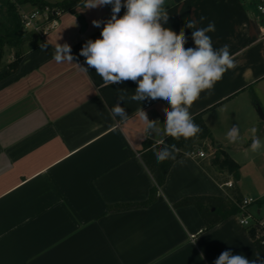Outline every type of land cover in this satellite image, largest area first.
<instances>
[{
    "label": "crops",
    "instance_id": "1",
    "mask_svg": "<svg viewBox=\"0 0 264 264\" xmlns=\"http://www.w3.org/2000/svg\"><path fill=\"white\" fill-rule=\"evenodd\" d=\"M83 2L61 13L47 34H33L17 70L0 78V264H213L225 250L254 259L260 252L239 214L207 227L194 205H175L189 195L231 199L225 182L233 179L226 172L213 174L209 150L208 157L185 152L177 158L151 204L115 209L149 197L155 180L141 155L145 142L160 144L167 137L169 105L162 99L132 101L134 82L106 86L94 68L84 73L76 66L88 67L79 52L87 40L100 37L111 16L110 5L85 9ZM259 5L264 0H166L164 25L177 33L183 29L186 47H194L186 22L196 20L197 28L214 22V48L230 46L237 67L210 94L202 93L190 113H201L210 129L213 141H204L207 146L225 148L239 165L247 162L257 171L264 150L249 148L251 128L264 140V119L255 107L259 103L264 113ZM56 43L69 44L78 59L56 63ZM116 104L127 112L126 120L112 118ZM141 108L157 121V130L148 129ZM237 124L240 139L229 143L226 133ZM241 183L239 178L242 198H254L256 205L248 212L260 220L264 194Z\"/></svg>",
    "mask_w": 264,
    "mask_h": 264
},
{
    "label": "clouds",
    "instance_id": "2",
    "mask_svg": "<svg viewBox=\"0 0 264 264\" xmlns=\"http://www.w3.org/2000/svg\"><path fill=\"white\" fill-rule=\"evenodd\" d=\"M166 0H84L85 9L111 6L110 18L103 22L100 37L87 40L79 56L85 58L84 67L76 66L84 73L94 68L103 84H122L134 82L137 87L130 100L162 99L169 105L163 133L175 140H188L196 137L202 129L193 122L190 113L192 105L202 93H211L215 84L229 70L237 67L230 46L225 44L214 48L209 33L216 31L215 23L197 28V21L186 22V27L193 29L194 47H186V34L183 29L177 33L170 27ZM125 9L121 16V10ZM206 17L201 16L199 22ZM93 26L100 28L101 21H93ZM41 51L46 45L41 44ZM53 59L56 63H69L76 59L69 44L56 43ZM123 100L124 97H119ZM113 119L128 118L123 107L116 104L111 109ZM140 117L147 122L150 131L157 130V121H150L141 108ZM253 153L264 150V140L257 135V128L250 129ZM229 143L240 139L239 125H232L226 133ZM175 145L160 148L154 152L158 164L175 159ZM213 264H264V257L256 254L248 259L243 254H234L231 250L223 251Z\"/></svg>",
    "mask_w": 264,
    "mask_h": 264
},
{
    "label": "trees",
    "instance_id": "3",
    "mask_svg": "<svg viewBox=\"0 0 264 264\" xmlns=\"http://www.w3.org/2000/svg\"><path fill=\"white\" fill-rule=\"evenodd\" d=\"M27 3L40 9L45 7H55L60 9L61 13L73 10L80 4L78 0H61L54 3L47 0H0V63L2 62L5 50L7 48L14 49V60L9 63L11 68L2 72L0 78L15 72L25 53V50L22 49V45L27 38L19 15V5ZM193 122L202 129V132L196 137L188 140L183 138L175 140L172 137L167 136L160 144H156L152 141L145 142V150L141 156L143 162L154 177L155 185L151 188L149 197L145 201L118 205L115 209H128L151 204L156 199L159 187L164 183L170 166L177 158L187 152L186 148H188V152H191L193 151L194 146L202 145L206 140L213 141L212 133L205 124L201 113L193 116ZM172 145H175L177 149L175 159L158 164L154 152L160 148L170 147ZM210 166L215 171L226 172L232 177L233 185L231 186V199L209 195H189L181 198L175 204L176 206L194 205L204 219L207 227L213 226L232 214L241 213L242 209L240 208V205L243 200L236 185V182L240 178V165L231 158L225 148L216 146V151L210 159ZM258 203L264 204V199L258 200ZM244 213H246V211H244ZM248 232L260 254L264 257V246L261 244L260 238L257 236V228L254 226L248 227Z\"/></svg>",
    "mask_w": 264,
    "mask_h": 264
},
{
    "label": "built area",
    "instance_id": "4",
    "mask_svg": "<svg viewBox=\"0 0 264 264\" xmlns=\"http://www.w3.org/2000/svg\"><path fill=\"white\" fill-rule=\"evenodd\" d=\"M82 3L84 0H78ZM26 4L19 5V15L24 29L37 32L40 36L47 34L52 30L57 22L58 17L61 14V10L58 8L45 7L43 9L33 7L27 9ZM259 10L264 12V5H259ZM191 156L198 157H208L209 153L204 149H198L196 152L191 151ZM210 155H213L211 152ZM225 185L231 187L233 185L232 181L225 182ZM254 202L252 198H244L240 205L242 212L239 213V221L243 226L257 228V236L260 238L261 244L264 246V217L260 220L254 219L248 212L247 207ZM246 211V213H244Z\"/></svg>",
    "mask_w": 264,
    "mask_h": 264
},
{
    "label": "rangeland",
    "instance_id": "5",
    "mask_svg": "<svg viewBox=\"0 0 264 264\" xmlns=\"http://www.w3.org/2000/svg\"><path fill=\"white\" fill-rule=\"evenodd\" d=\"M24 31H25V36L27 39L24 42V44L22 45V49L26 50L27 47H29L31 45V43L28 42L29 38H31L33 34L36 37L37 36L39 37L40 35L37 32L27 30V29H24ZM13 60H14V49L13 48H7L4 52L2 62L0 63V72L1 71L4 72V71L10 69L11 67H10L9 63H11ZM197 149H205V150H209L211 152L216 151L214 145L209 147L205 143H203L202 145H196L193 147V151L197 150ZM186 151L188 152V148H186ZM257 166H258V171H257V168L254 169V167H252L251 164H249L247 162H243L242 164H240V179H242L241 184L243 186H249L248 188L250 190H254L256 192L261 191L260 194H264V160L262 162H258ZM212 171H213L214 175L218 176L216 171H214V170H212ZM253 176H256L257 181H258L257 183H253V180H254ZM252 194H256V193H252ZM262 196H264V195H262ZM250 205H253V206H251V208H256L255 203H251ZM262 217H264V211L262 212Z\"/></svg>",
    "mask_w": 264,
    "mask_h": 264
},
{
    "label": "water",
    "instance_id": "6",
    "mask_svg": "<svg viewBox=\"0 0 264 264\" xmlns=\"http://www.w3.org/2000/svg\"><path fill=\"white\" fill-rule=\"evenodd\" d=\"M174 1H175V2H179V1H181V0H174ZM255 107H256V111H257L258 115L260 116V118H261V119H264V113H263V110H262L260 104H259V103H256V104H255Z\"/></svg>",
    "mask_w": 264,
    "mask_h": 264
}]
</instances>
